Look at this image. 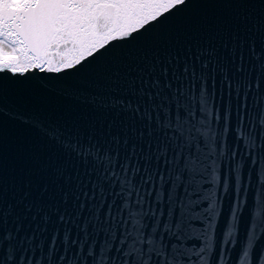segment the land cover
Wrapping results in <instances>:
<instances>
[{"label": "snow or ice", "instance_id": "6c2138e0", "mask_svg": "<svg viewBox=\"0 0 264 264\" xmlns=\"http://www.w3.org/2000/svg\"><path fill=\"white\" fill-rule=\"evenodd\" d=\"M261 238L264 0H0V264H264Z\"/></svg>", "mask_w": 264, "mask_h": 264}, {"label": "water", "instance_id": "95a60500", "mask_svg": "<svg viewBox=\"0 0 264 264\" xmlns=\"http://www.w3.org/2000/svg\"><path fill=\"white\" fill-rule=\"evenodd\" d=\"M197 14H202L205 12H214L218 11L219 9L216 6L213 5H198L193 6ZM142 48H144L146 51L151 52L150 49H147L146 46L141 45ZM149 60H137L135 64H131L127 61H124L121 66L118 73V77L113 71V64L110 61H105L102 64H96L89 68L88 73L85 76L84 82L90 87H103V88H109L113 86H120V87H127L128 83L133 81L135 78H137L141 71L144 73H147V67H148ZM135 67L136 71H129L130 68ZM198 179L190 181L192 184L191 191V203L193 205V211L191 212V215H200L203 211L204 204L200 202V197L208 191L207 187L198 184ZM9 194L5 193V203L7 204L9 202ZM199 208L200 211H196L195 209ZM223 208H227V204L223 205ZM220 227L219 231L224 232L226 231V222L224 219L219 220ZM246 227V221L244 223H241L240 225V239L243 240V232L244 228ZM257 251L264 247V238H261L259 243L256 245ZM239 251V244L236 246V251L232 253L233 259L236 257V252ZM39 258L41 260L44 259L43 252L39 253Z\"/></svg>", "mask_w": 264, "mask_h": 264}]
</instances>
